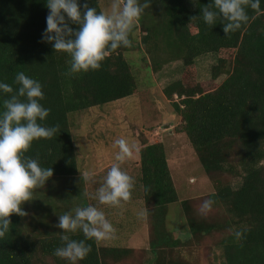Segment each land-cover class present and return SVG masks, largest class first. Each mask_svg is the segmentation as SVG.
<instances>
[{"label":"trees","instance_id":"16d2710c","mask_svg":"<svg viewBox=\"0 0 264 264\" xmlns=\"http://www.w3.org/2000/svg\"><path fill=\"white\" fill-rule=\"evenodd\" d=\"M78 3L82 13L85 3L98 13L103 11L99 0ZM139 3L149 4L138 23L153 70L159 71L171 61L183 62L182 77L168 84L164 93L168 98L179 97L175 109L181 116L182 130L216 186L209 198L217 213L202 216L190 199L180 200L164 142L143 143L139 149L140 185L150 208L155 264H189L174 258L167 249L182 243L181 239L173 240L167 228L169 208L175 203L181 204L192 241L199 242L215 231L222 234L223 264H264V0H260L259 10L248 8V21L227 37L219 16L212 27L201 16L202 8L214 0ZM46 4L47 0H0V83L13 87V93L0 90V115L3 100L18 91L17 73L24 72L41 83L44 98L39 102L50 113L38 123L58 125L59 131L51 139L33 141L25 156L36 159L42 168H52L53 176L46 182L51 191L61 183L65 187L63 181L78 174L70 114L134 95L139 87L124 56L132 44L110 52L99 70L67 75L70 56L43 42L50 12ZM64 15L69 26L79 30L80 25ZM129 39H133L132 32ZM208 53L218 59L211 69L213 79L222 74L227 77L215 89L204 91L197 79L196 59ZM228 174L241 178L238 187L224 178ZM41 199L37 196L35 201L40 204ZM52 208L36 211L38 220L32 216L28 221L26 215L17 214L10 217L12 225L0 238V264H69L54 255L62 246V230L56 225L65 212L52 217ZM22 209L26 213V203ZM236 231L243 233L239 240ZM71 238L84 239L79 231ZM86 243L92 250L77 264H124L134 252L133 247Z\"/></svg>","mask_w":264,"mask_h":264},{"label":"rangeland","instance_id":"374dc122","mask_svg":"<svg viewBox=\"0 0 264 264\" xmlns=\"http://www.w3.org/2000/svg\"><path fill=\"white\" fill-rule=\"evenodd\" d=\"M99 2L103 12L110 11L111 0ZM132 35L131 50L126 51L124 56L131 63L137 77L138 92L70 114L77 149L78 174L68 177L66 182L63 181L65 187L61 183L49 191L45 184L35 189L32 200L26 202V219L29 221L34 217L38 220L34 213L36 211L43 213L45 207L53 206L51 216L54 217V213H71L72 208L96 205L104 211L106 218L116 230L114 238L100 244L133 247L134 252L123 261L124 264H155L156 255L150 245V208L144 200L143 188L140 185V165L135 164V161L140 159L139 152L135 153L132 160L121 165L122 170L134 181L130 201L123 203L121 207H108L98 205L94 199L107 171L117 163L115 154L118 149L113 147L114 141L124 138L130 144L137 145L139 149L145 142H164L179 198L190 199L198 213L203 201L209 200V195L216 191V186L205 173L194 147L182 130L183 122L175 109L179 97L174 95L168 98L164 93V88L168 84L182 77L184 69L182 60L166 63L161 70L155 71L142 43L143 31L138 21ZM217 60V56L212 53L196 59L197 79L204 91L215 89L227 77V74H222L213 79L211 69ZM84 172L92 174L90 181L82 179ZM93 172L96 174L93 175ZM224 178L234 187L241 183L240 177L228 174L224 175ZM58 191L61 197H58ZM37 196L42 198L40 204L35 201ZM141 211L147 212L146 218L138 217ZM215 212L216 209L212 208L207 215ZM184 214L180 203L171 204L167 228L173 240H182L180 245L167 248L172 251V256L184 259L189 264H223V250L219 243L222 234L215 231L199 242L192 241Z\"/></svg>","mask_w":264,"mask_h":264},{"label":"clouds","instance_id":"9594fccd","mask_svg":"<svg viewBox=\"0 0 264 264\" xmlns=\"http://www.w3.org/2000/svg\"><path fill=\"white\" fill-rule=\"evenodd\" d=\"M46 6L50 12L43 42L51 43L55 52L70 56L66 74L73 75L99 70L110 52L131 46L129 34L149 4L141 5L139 0H111L107 13H98L87 3L83 5L85 11L82 13L78 0H47ZM248 8L259 10L260 0H214L202 8L201 16L210 27L216 24L219 16L227 37L248 21ZM64 14L72 23L80 25L79 30L74 31L69 26ZM15 82L19 85L18 91L3 100L4 111L0 115V238L12 225L10 217L13 214L26 215L22 205L31 201L34 190L45 186L53 176L52 168H42L36 159L26 157L25 153L33 141L51 139L59 131L58 125L44 127L38 123L50 113V109L39 102L44 98L41 83L24 72L17 73ZM0 90L13 93V87L7 83H0ZM113 147L118 149L115 154L117 163L107 171L94 199L98 205L121 207L130 201L134 186L132 177L122 170L121 165L132 160L139 148L124 138L116 139ZM82 179L90 181L92 174L84 172ZM213 203L210 199L204 200L199 208L200 214L207 216ZM146 216V211L138 213L140 219ZM56 227L62 230V246L55 249L54 255L69 264H77L91 252V245L86 241L99 244L114 238L116 232L104 211L96 205L76 207L74 214L59 215ZM78 231L83 233L84 239L71 238ZM234 235L239 240L243 233L236 231Z\"/></svg>","mask_w":264,"mask_h":264},{"label":"crops","instance_id":"0c3cea01","mask_svg":"<svg viewBox=\"0 0 264 264\" xmlns=\"http://www.w3.org/2000/svg\"><path fill=\"white\" fill-rule=\"evenodd\" d=\"M139 152V151H138ZM135 164L137 165V166H139L140 165V159H137L136 161H135ZM96 173H94L93 172V175H95ZM132 198V197H131Z\"/></svg>","mask_w":264,"mask_h":264}]
</instances>
